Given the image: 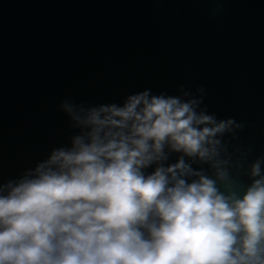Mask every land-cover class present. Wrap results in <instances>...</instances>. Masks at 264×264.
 <instances>
[{"label":"clouds","instance_id":"9594fccd","mask_svg":"<svg viewBox=\"0 0 264 264\" xmlns=\"http://www.w3.org/2000/svg\"><path fill=\"white\" fill-rule=\"evenodd\" d=\"M181 91L64 101L70 144L0 180V264H264V157L234 162L242 125Z\"/></svg>","mask_w":264,"mask_h":264},{"label":"water","instance_id":"95a60500","mask_svg":"<svg viewBox=\"0 0 264 264\" xmlns=\"http://www.w3.org/2000/svg\"><path fill=\"white\" fill-rule=\"evenodd\" d=\"M182 88L242 125L223 137L234 162L264 157V0H0V180L70 144L64 101Z\"/></svg>","mask_w":264,"mask_h":264}]
</instances>
